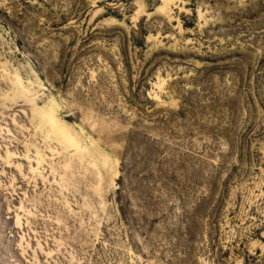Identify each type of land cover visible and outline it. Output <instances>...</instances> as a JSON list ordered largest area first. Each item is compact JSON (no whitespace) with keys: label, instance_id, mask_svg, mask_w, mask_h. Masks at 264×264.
I'll return each instance as SVG.
<instances>
[{"label":"rangeland","instance_id":"obj_1","mask_svg":"<svg viewBox=\"0 0 264 264\" xmlns=\"http://www.w3.org/2000/svg\"><path fill=\"white\" fill-rule=\"evenodd\" d=\"M0 264H264V0H0Z\"/></svg>","mask_w":264,"mask_h":264}]
</instances>
